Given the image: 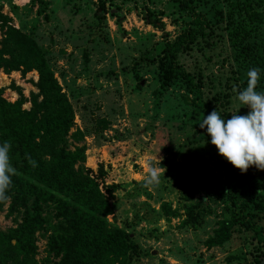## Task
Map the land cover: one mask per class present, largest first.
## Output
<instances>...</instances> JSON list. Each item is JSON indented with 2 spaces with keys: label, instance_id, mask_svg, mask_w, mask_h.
Masks as SVG:
<instances>
[{
  "label": "rangeland",
  "instance_id": "obj_1",
  "mask_svg": "<svg viewBox=\"0 0 264 264\" xmlns=\"http://www.w3.org/2000/svg\"><path fill=\"white\" fill-rule=\"evenodd\" d=\"M178 1L0 0V39L3 26L11 25L42 48L74 111L70 132L78 128L84 134L77 141L69 137L70 147L83 144L85 166L94 169L95 162L101 161L104 180L120 184L107 218L136 244L137 254L128 264H253L251 232L240 226L219 246L203 244L216 220L227 215V202L215 193L216 183L225 181L216 161L219 154L207 129L200 132L192 106L184 101V95L193 94L180 81L160 87L155 63L164 43L188 20ZM192 1L202 11L215 3L226 9L221 0ZM110 5L122 13L119 24L108 13L97 12L100 6L107 9ZM145 7L163 12V29L143 22L139 10ZM259 9L264 20V5ZM224 24L198 37L177 60L200 79L203 99L231 118L233 113L246 115L250 109L240 105L233 92L234 86L240 90L246 86L240 85L233 72L236 64ZM250 25L256 30L255 40L264 36V21ZM36 79L35 70L21 74L0 69L1 96L14 101L18 87L26 98L21 107L27 109ZM156 157H162L165 176L161 175L159 185L145 187L146 161L151 158L158 163ZM250 169L264 179V171ZM176 180L187 183L178 186ZM184 189L190 191L201 213L193 226L180 225L181 213L169 221L161 215L163 202L171 208L181 206ZM5 207L0 210L1 231L19 220L7 217ZM259 220L264 226V216ZM36 246L34 258L39 261L45 256L41 234H36Z\"/></svg>",
  "mask_w": 264,
  "mask_h": 264
},
{
  "label": "trees",
  "instance_id": "obj_2",
  "mask_svg": "<svg viewBox=\"0 0 264 264\" xmlns=\"http://www.w3.org/2000/svg\"><path fill=\"white\" fill-rule=\"evenodd\" d=\"M221 3H225L224 11L216 3L210 10L202 11L195 8L192 0H179L177 6L188 20L172 40L164 43L155 62L159 86L182 82L186 91L193 94L184 95V101L201 122L215 109L225 120L230 115L203 99L200 79L185 70L177 57L190 49L198 37L210 35L213 26L221 22L230 37L236 64L233 72L240 85H247L250 68H259L257 91L264 92V36L255 40L256 30L250 25L264 21L259 9L264 0ZM97 12L108 13L117 24L122 19L115 5L107 9L100 6ZM139 13L143 22L163 29L161 10L145 7ZM3 27L0 69L5 73L18 70L21 74L35 70L37 79L36 91L28 95L27 109L21 107L26 98L18 87L14 101L5 100L0 90V145L5 141L11 144L10 163L17 170L7 192L10 199L0 202V210L5 205L7 217L19 218L14 226L0 230V264H128L137 254L136 244L123 228L107 218L112 214L110 201L120 184L104 180L106 170L101 161L95 162L94 169L85 166L83 144L70 147L69 137L77 141L84 134L78 128L70 132L74 111L42 48L18 28L6 24ZM83 59L86 61L85 54ZM199 129L202 134L206 132V128ZM27 157L35 161V167ZM216 161L225 181L216 183L215 193L227 202V215L216 220L203 244L206 248L219 246L240 226L251 232V262L258 264L264 260V226L259 220L264 216V179L250 168L242 174L220 155ZM175 183L182 186L187 182ZM160 210L166 221L183 214L181 226H193L201 217L198 204L187 189L183 190L181 206L171 208L163 202ZM36 234L45 237V256L39 261L34 258Z\"/></svg>",
  "mask_w": 264,
  "mask_h": 264
},
{
  "label": "clouds",
  "instance_id": "obj_3",
  "mask_svg": "<svg viewBox=\"0 0 264 264\" xmlns=\"http://www.w3.org/2000/svg\"><path fill=\"white\" fill-rule=\"evenodd\" d=\"M246 76L245 88L240 90L233 87L239 104L250 109L246 115L233 113L230 119L225 120L215 109L202 122H198L201 129H207L218 154L242 174L250 167L264 171V92L257 91L260 69L250 68ZM10 148L11 144L7 141L0 145V202L10 199L7 192L12 186V177L17 175V170L10 163ZM27 158L35 167V161ZM156 161L158 163L151 158L146 161L145 187L159 185L161 175L165 176L166 168L161 166L162 157H156Z\"/></svg>",
  "mask_w": 264,
  "mask_h": 264
}]
</instances>
